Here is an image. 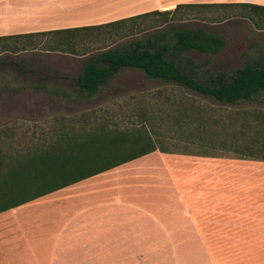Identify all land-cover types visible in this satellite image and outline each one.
<instances>
[{
	"label": "crops",
	"instance_id": "obj_1",
	"mask_svg": "<svg viewBox=\"0 0 264 264\" xmlns=\"http://www.w3.org/2000/svg\"><path fill=\"white\" fill-rule=\"evenodd\" d=\"M258 1L0 0V36L99 25L183 3L264 5ZM120 72L89 98L75 91V79L45 89L89 100ZM42 77L36 87L44 88ZM190 243L193 264H264V161L155 149L0 211V264H174V244Z\"/></svg>",
	"mask_w": 264,
	"mask_h": 264
},
{
	"label": "trees",
	"instance_id": "obj_2",
	"mask_svg": "<svg viewBox=\"0 0 264 264\" xmlns=\"http://www.w3.org/2000/svg\"><path fill=\"white\" fill-rule=\"evenodd\" d=\"M212 6L237 7L238 15L247 17L258 27H264V5L261 4L183 3L171 9H154L99 25L0 36V45L13 50L33 45L37 36L49 35L52 43L48 49L75 54V46L72 45L87 38H96L92 34L75 36L77 33L96 30H110L114 35L128 33L142 19L160 27L169 21L182 19L191 9ZM223 45L224 40L214 33L199 28L177 27L144 40H134L120 49L104 48L82 64L75 76V91L83 92L87 98L92 97L117 71L128 69L140 71L146 79L172 83L220 104L256 99L264 91V60L244 63L230 73L215 70L199 72L191 59L181 56L189 49L214 54ZM141 97L138 95L131 99ZM182 110L186 108L182 107ZM93 115L95 113L83 112L78 116H54L38 132L23 129L18 122L0 127V211L155 149L167 150L156 145L150 136L146 127L148 117L142 110L137 113V124L124 127L109 117ZM221 120H227L228 126L232 123L230 130L226 126L222 128L223 136L219 140L223 146L229 141V148L235 154L232 157L264 161V110H228L225 118L207 121Z\"/></svg>",
	"mask_w": 264,
	"mask_h": 264
},
{
	"label": "rangeland",
	"instance_id": "obj_3",
	"mask_svg": "<svg viewBox=\"0 0 264 264\" xmlns=\"http://www.w3.org/2000/svg\"><path fill=\"white\" fill-rule=\"evenodd\" d=\"M237 11V7L212 6L191 9L182 19L169 21L160 27L142 19L128 33L114 35L110 30L77 33L75 36L92 34L96 38H87L72 45L75 46V54L48 49L52 43L49 35L37 36L33 45L13 50L0 45V127L18 122L23 129L38 132L54 116H78L83 112L95 113L93 116L97 118L109 117L124 127L137 124V113L142 110L148 117L146 127L156 145L169 151L234 156L229 141L224 146L219 143L223 136L222 128L226 126L230 130L232 123L228 126L227 120H207L225 118L228 110H264V91L252 101L220 104L172 83L146 79L140 71L128 69L117 75L110 88L89 100L58 99L45 88L55 86L61 79L73 84L85 58L93 57L104 48L120 49L134 40H144L177 27L199 28L224 40L223 47L214 54L193 49L181 53L182 57L191 59L199 72L215 70L230 73L244 63L264 60V27L256 26L247 17L238 15ZM83 54V58L77 57ZM41 75L47 81L44 88L36 87L37 76ZM130 94L142 97L131 99L128 98ZM61 104L62 108H56ZM196 250L195 243L174 244V264H193Z\"/></svg>",
	"mask_w": 264,
	"mask_h": 264
}]
</instances>
